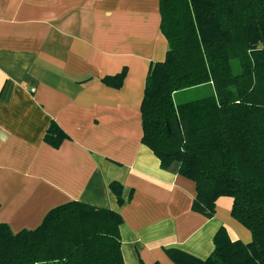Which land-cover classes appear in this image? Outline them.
<instances>
[{
    "label": "crops",
    "instance_id": "0c3cea01",
    "mask_svg": "<svg viewBox=\"0 0 264 264\" xmlns=\"http://www.w3.org/2000/svg\"><path fill=\"white\" fill-rule=\"evenodd\" d=\"M160 6L0 0V223L13 233L78 201L120 214L124 264H174L169 249L206 259L220 229L250 243L231 197L217 199L212 218L194 212L195 183L142 143L147 76L168 52ZM53 122L67 135L59 148L45 142Z\"/></svg>",
    "mask_w": 264,
    "mask_h": 264
},
{
    "label": "trees",
    "instance_id": "16d2710c",
    "mask_svg": "<svg viewBox=\"0 0 264 264\" xmlns=\"http://www.w3.org/2000/svg\"><path fill=\"white\" fill-rule=\"evenodd\" d=\"M160 10L168 52L147 76L142 143L195 183L194 212L212 218L217 199L231 197L233 218L252 236L232 241L220 229L206 259L167 255L174 264H264V0H161ZM65 139L53 122L45 142ZM110 189L123 205L122 185ZM122 224L118 212L78 201L50 210L35 230L0 223V264H124Z\"/></svg>",
    "mask_w": 264,
    "mask_h": 264
},
{
    "label": "rangeland",
    "instance_id": "374dc122",
    "mask_svg": "<svg viewBox=\"0 0 264 264\" xmlns=\"http://www.w3.org/2000/svg\"><path fill=\"white\" fill-rule=\"evenodd\" d=\"M197 96H200L199 94H197V93H193V94H189V95H187V98H195V97H197Z\"/></svg>",
    "mask_w": 264,
    "mask_h": 264
}]
</instances>
